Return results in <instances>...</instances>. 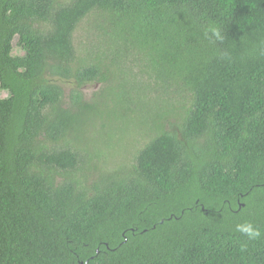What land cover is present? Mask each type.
<instances>
[{
	"label": "trees",
	"instance_id": "obj_1",
	"mask_svg": "<svg viewBox=\"0 0 264 264\" xmlns=\"http://www.w3.org/2000/svg\"><path fill=\"white\" fill-rule=\"evenodd\" d=\"M0 90V264H264V0H0Z\"/></svg>",
	"mask_w": 264,
	"mask_h": 264
},
{
	"label": "rangeland",
	"instance_id": "obj_2",
	"mask_svg": "<svg viewBox=\"0 0 264 264\" xmlns=\"http://www.w3.org/2000/svg\"><path fill=\"white\" fill-rule=\"evenodd\" d=\"M14 54L22 55L21 49L17 46V40L14 41ZM58 84L64 88V92L66 96H70V93L73 89L77 88L75 84V80H63L59 78H55ZM100 84L92 83L86 84L81 88L83 95L86 99H91L94 95L101 89ZM0 98L6 99L8 98V93L0 90ZM149 122H144L147 125ZM148 129V126L144 127ZM140 129H135L132 123H129L125 126H121V129L118 131V135L120 136L116 139L114 131H105V140L106 143L103 145L101 142L98 147L102 151V158L100 160V166L103 165H120V164H128L131 165L134 163L135 157L139 150L143 148V146L147 143L148 138L146 137H137V133ZM96 138V137H95ZM126 152H123L124 150Z\"/></svg>",
	"mask_w": 264,
	"mask_h": 264
},
{
	"label": "clouds",
	"instance_id": "obj_3",
	"mask_svg": "<svg viewBox=\"0 0 264 264\" xmlns=\"http://www.w3.org/2000/svg\"><path fill=\"white\" fill-rule=\"evenodd\" d=\"M215 35L219 38V32H216ZM237 231L245 234L249 239H257L261 236L260 230L251 223L237 225Z\"/></svg>",
	"mask_w": 264,
	"mask_h": 264
}]
</instances>
